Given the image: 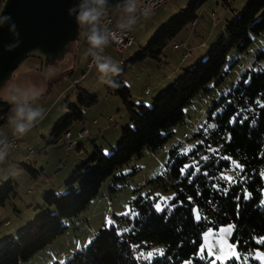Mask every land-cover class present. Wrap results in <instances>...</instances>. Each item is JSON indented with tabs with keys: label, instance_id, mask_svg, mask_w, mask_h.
Returning a JSON list of instances; mask_svg holds the SVG:
<instances>
[{
	"label": "rangeland",
	"instance_id": "obj_1",
	"mask_svg": "<svg viewBox=\"0 0 264 264\" xmlns=\"http://www.w3.org/2000/svg\"><path fill=\"white\" fill-rule=\"evenodd\" d=\"M138 1L134 0L135 7ZM192 1L169 0L131 27L133 44L124 54H118L113 46H108L103 56L111 57L117 64L121 59L127 64L163 26L177 18ZM247 2L248 0H229L231 7L228 8L220 0H207L197 11L194 26L189 25L177 35L163 50L160 62L153 58L146 59L126 71L123 83L130 92L129 103L134 105L133 111L140 105L150 108L156 96L173 85L184 71L203 60L213 46L210 44L224 34L228 23L238 16ZM132 3L133 0H130L125 6L111 13L113 20L117 22L128 15L125 8ZM250 38L251 44L245 52L230 50L219 77L211 81L206 92L192 99L184 109L183 121L170 129L169 138L161 147L156 150L143 149L140 156L133 157L116 170L102 184L98 196L80 215L64 220L66 230L62 235L20 264H65L75 252L91 242L98 230L113 226L119 234L126 233L131 229L136 216L133 204L138 198L151 200L154 207L159 204L161 210L167 207L175 198L173 180L166 174L170 152L176 150L178 155L187 156L198 143L194 137L195 132L203 128L208 134L213 128V123L207 121V112L212 104L226 95L244 75L249 77L252 72L264 71V58L258 59L260 53H264V31L258 35L250 34ZM181 43H186L191 50L190 58L183 60L182 50L172 49L173 44ZM202 43L205 46L202 47ZM88 49L89 46L78 37L69 45L66 54L52 64H44L41 57L31 54L18 65L0 90L1 100L13 104V95L20 100L27 95L32 107L42 108L45 112L43 120L27 133L20 135L17 150L7 151L0 165V187L10 182L15 190V194L0 207V244L16 239L41 211L50 210L55 213L54 208L43 207V194L66 193L69 190L66 185L73 172L96 149L107 156L116 147L121 130L132 127L128 107L118 97L107 94L108 84L101 79L97 69L81 79L87 69ZM146 89L149 91L147 95L144 94ZM82 92L89 97H95L97 103L88 108H80L79 96ZM68 105L80 109L83 115V121L75 122L70 130L72 138L83 128L88 131V135L74 144L69 151L64 149L61 140L46 147L43 139L49 137L53 127L69 113ZM10 113L13 115L12 111ZM184 134L187 135L186 138L183 137ZM16 135L18 134L9 123L0 125V142ZM28 148L34 150V156L26 155ZM195 164V158H189L182 173ZM240 171L241 166L236 160H231V167L222 174V178L232 182ZM66 175H69L66 183L59 186V182H63ZM120 176L123 180L113 183L114 177ZM158 177H163V180L158 182ZM112 186L115 187L113 192ZM194 218L196 221L200 220L196 210ZM232 232V224L222 225L217 229L207 228L202 233L201 245L195 258L205 264H225L231 260L241 264H264V236L256 239L258 248L249 254H240L237 244L230 239ZM161 254L163 246L155 244L146 249L135 250L134 256L147 264ZM183 264H192V260H186Z\"/></svg>",
	"mask_w": 264,
	"mask_h": 264
},
{
	"label": "trees",
	"instance_id": "obj_2",
	"mask_svg": "<svg viewBox=\"0 0 264 264\" xmlns=\"http://www.w3.org/2000/svg\"><path fill=\"white\" fill-rule=\"evenodd\" d=\"M206 1L189 3L177 18L163 26L138 54L122 65L118 76L112 77L117 86L108 84L106 92L128 107L132 127L121 130L116 147L107 156L96 149L73 172L66 193L43 194V207L54 208L56 212L41 211L16 239L0 244V264L26 262L62 235L66 230L64 220L80 215L116 170L140 156L143 149L156 150L167 141L170 129L181 124L184 109L192 99L206 92L211 81L219 77L230 50L245 52L252 41L250 34L264 31V0H248L203 60L184 71L173 85L156 96L150 108L140 105L133 111L130 92L123 83L126 71L146 59L160 62L163 50L195 23L197 11ZM220 1L225 7H231L229 0ZM260 58H264V53H260ZM96 103L97 99L85 92L79 96L80 108ZM13 108L14 104H10L9 111L0 117V125L9 123ZM68 111L49 137L43 139L46 146L60 140L64 145L62 135L70 132L75 122L83 121L80 109L68 105ZM207 121L213 123V128L208 134L203 128L195 132L198 143L187 156L178 155L176 150L170 152L166 174L173 180V201L157 211L151 200L136 199L133 204L136 216L129 231L119 234L113 226L98 230L91 242L65 264H146L134 256L135 250L155 244L163 246V254L147 264H183L186 260L205 264L195 258L202 233L207 228L217 229L226 224L233 225L230 239L237 244L238 253L249 254L259 247L256 239L264 236V71L252 72L249 77L244 75L226 95L212 104ZM191 157L196 164L182 173ZM231 160H236L241 171L234 181L227 182L222 174L230 169ZM120 180L122 176L114 177L113 183ZM162 180L163 177L157 179L158 182ZM111 191H115V187L112 186ZM13 194L11 183L3 184L0 207ZM194 210L200 215L199 221L194 218ZM225 264L241 263L231 260Z\"/></svg>",
	"mask_w": 264,
	"mask_h": 264
},
{
	"label": "water",
	"instance_id": "obj_3",
	"mask_svg": "<svg viewBox=\"0 0 264 264\" xmlns=\"http://www.w3.org/2000/svg\"><path fill=\"white\" fill-rule=\"evenodd\" d=\"M130 0H106L104 12L111 14ZM82 0H3L0 9L16 26L15 37L9 25L0 27V90L12 72L31 54L41 57L44 64L60 60L69 45L78 39L80 25L69 9ZM19 40L12 51L6 46ZM10 109V103L0 99V117Z\"/></svg>",
	"mask_w": 264,
	"mask_h": 264
},
{
	"label": "clouds",
	"instance_id": "obj_4",
	"mask_svg": "<svg viewBox=\"0 0 264 264\" xmlns=\"http://www.w3.org/2000/svg\"><path fill=\"white\" fill-rule=\"evenodd\" d=\"M106 0H82L76 7L69 9V16L73 13H77L75 16L76 22L80 26H92L91 31L87 35V41L89 49L87 54L95 61V67L101 74V79L110 86H117L112 77L118 76L122 69L112 60L111 57L104 58L97 54L94 50H103V48L109 43V37L98 31L95 25L104 15V5ZM128 13L135 11L134 0L133 3L125 8ZM134 22V21H133ZM9 25V31L13 33L15 37H18L19 33L16 32V26L11 23V17L3 14V10L0 9V27ZM19 45L17 39L14 43L6 46L7 51H12ZM12 103L14 104L13 115L9 117V124L14 129L15 133L23 135L27 133L36 123L43 120L45 112L42 108L32 107L27 95L22 100L17 96H12ZM6 154L0 151V159H3Z\"/></svg>",
	"mask_w": 264,
	"mask_h": 264
},
{
	"label": "built area",
	"instance_id": "obj_5",
	"mask_svg": "<svg viewBox=\"0 0 264 264\" xmlns=\"http://www.w3.org/2000/svg\"><path fill=\"white\" fill-rule=\"evenodd\" d=\"M3 0H0V7ZM169 0H139V8L135 14H133L131 17L127 19V21H124L123 24L116 25L114 21L112 20V17L110 14L104 12V15L101 17V19L98 21V23L95 25L97 27L98 31H100L102 34L107 35L109 37V43L103 48V50H94L97 52V54L101 55L102 57L105 49L107 46H113V48L116 50L118 54H124L126 50L131 47L133 44V39L130 34L131 27L137 23V21H140L141 18L145 17L149 13H152L156 10H158L161 6L168 3ZM134 21V22H133ZM194 26V23L192 24ZM92 26H80L79 29V35L83 42H85L88 46L87 41V35L91 31ZM173 50H182V58L187 59L191 57V50L188 48L186 43L181 44H173L172 45ZM119 65H123V60L121 59L118 62ZM93 69H96L95 67V61L92 59L90 55H88V62H87V69L85 73L81 76V79H83L87 73L91 72ZM144 94H149L148 90L144 91ZM110 121V119H109ZM88 135V131L86 129H82L78 135L77 139H82L85 136ZM70 132H67L62 135V140H64V146L66 150H69L75 143L76 140L72 138ZM184 138L187 137L186 134L183 135ZM18 148V139L17 138H10L7 140H4L0 142V151L6 153L7 151H16ZM35 152L34 150L28 148L27 154L29 156H34ZM3 159H0V165L2 163ZM62 257L63 254H60Z\"/></svg>",
	"mask_w": 264,
	"mask_h": 264
},
{
	"label": "crops",
	"instance_id": "obj_6",
	"mask_svg": "<svg viewBox=\"0 0 264 264\" xmlns=\"http://www.w3.org/2000/svg\"><path fill=\"white\" fill-rule=\"evenodd\" d=\"M138 5H139V1H138ZM136 6L135 7V11L133 12V13H128V15H126V16H124V17H122L121 19H119L117 22H115V20H113V18H112V20L114 21V23L116 24V25H120V24H123L124 23V21H126L129 17H131L134 13H136V11L138 10V8H139V6ZM216 43V40H214L210 45H214ZM201 46L203 47V46H205L204 45V43H202L201 44ZM108 47V46H107ZM107 47H106V49H105V52H106V50H107ZM105 52H104V54H105ZM103 54V55H104ZM104 58H105V56H104ZM184 60V59H183ZM182 60V61H183ZM147 90V89H146ZM145 91V90H144ZM4 99V98H3ZM10 103V102H9ZM11 104V103H10ZM84 129V128H83ZM82 129H80V130H78V132H76L77 134H76V137H74V140H76L77 139V135H78V133L81 131ZM72 135V134H71ZM13 138H17L18 140H20V134H18V135H16V136H12ZM11 137V138H12ZM83 139V138H82ZM80 139H77L76 140V143L75 144H77L78 143V141H79ZM46 146V145H45ZM46 147H48V146H46ZM63 147H64V149H65V146L63 145ZM73 147V146H72ZM72 147L69 149V150H71L72 149ZM66 150V149H65ZM69 150H66V151H69ZM59 167H62V165H60ZM70 175V174H69ZM69 175H66V176H64V178H63V182L61 181V182H59V186H61L63 183H66V179H68V176ZM52 188H54V186L52 187ZM62 254V253H61Z\"/></svg>",
	"mask_w": 264,
	"mask_h": 264
},
{
	"label": "snow or ice",
	"instance_id": "obj_7",
	"mask_svg": "<svg viewBox=\"0 0 264 264\" xmlns=\"http://www.w3.org/2000/svg\"><path fill=\"white\" fill-rule=\"evenodd\" d=\"M238 167H239V166H238ZM155 207H156L157 211H160V210H161L159 204H156ZM161 251H162V250H161ZM148 255H149V256H152V253H149Z\"/></svg>",
	"mask_w": 264,
	"mask_h": 264
}]
</instances>
